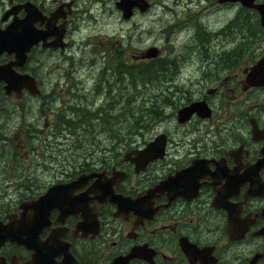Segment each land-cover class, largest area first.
Returning <instances> with one entry per match:
<instances>
[{
  "label": "flooded vegetation",
  "instance_id": "obj_1",
  "mask_svg": "<svg viewBox=\"0 0 264 264\" xmlns=\"http://www.w3.org/2000/svg\"><path fill=\"white\" fill-rule=\"evenodd\" d=\"M120 2L0 0V264H264V0Z\"/></svg>",
  "mask_w": 264,
  "mask_h": 264
},
{
  "label": "trees",
  "instance_id": "obj_2",
  "mask_svg": "<svg viewBox=\"0 0 264 264\" xmlns=\"http://www.w3.org/2000/svg\"><path fill=\"white\" fill-rule=\"evenodd\" d=\"M130 71V76L132 78V80H134V76L135 75V71H133L132 69L129 70ZM143 79L144 81V86H147L149 84L152 85H156V80L158 79V74H157V68L155 65H149L146 67L145 72L143 73ZM142 79V80H143ZM152 103H155L154 101ZM128 106V109L130 110V125H141V124H145L144 122L146 120L149 119H157V108L154 105H151L150 107H145L143 106V104L141 105H137L136 101L131 99L127 102L124 103V105ZM121 106V109L123 110L125 107ZM144 108V109H143ZM108 108L107 107H101L99 109H97V111L95 113L92 112H86V110H84V120H87L86 123L91 125V114L96 115L98 118H100L102 116V113H104L103 116V121H107L109 118V114L107 113ZM139 110H141V113L139 112ZM145 114H147V116L145 117ZM93 119V118H92ZM115 122H117L120 117L116 114L114 116ZM122 119V123H123V118ZM121 123V124H122Z\"/></svg>",
  "mask_w": 264,
  "mask_h": 264
},
{
  "label": "water",
  "instance_id": "obj_3",
  "mask_svg": "<svg viewBox=\"0 0 264 264\" xmlns=\"http://www.w3.org/2000/svg\"><path fill=\"white\" fill-rule=\"evenodd\" d=\"M142 1L143 0H133V2H129L128 0H121V2L119 3V7L124 9V10H126L127 7H130V8H132L134 6L142 7V5L144 3ZM221 2H241L243 4V6H245V7H251L253 5V0H221ZM127 9H129V8H127ZM259 9H260V12L262 15L261 24L264 26V4L262 6H260ZM156 56H157V49L156 48L153 47V48H148L146 50V57L154 58ZM4 88L6 90V93H10L11 90L13 89V86L7 85ZM190 110L191 111L193 110V106L192 107L187 106L185 108L180 109L178 112L179 120L187 119L190 116ZM46 196L42 197V200L48 198ZM103 198L105 199L107 197L103 196ZM10 230L11 229H9V231L4 232V238H3L4 240H6L7 238H10L11 240H16L17 238L21 239L20 235H18V237H15L14 234L12 233V230L11 231ZM115 264H118V261Z\"/></svg>",
  "mask_w": 264,
  "mask_h": 264
},
{
  "label": "rangeland",
  "instance_id": "obj_4",
  "mask_svg": "<svg viewBox=\"0 0 264 264\" xmlns=\"http://www.w3.org/2000/svg\"><path fill=\"white\" fill-rule=\"evenodd\" d=\"M106 22H107L106 21V16L103 15V14L98 18V21L96 22V30L99 31V33H98L97 36H95V39H96L97 44L99 46H106V43L102 44V42L107 41V38H108V36H107L108 27H107V23ZM115 28L118 29L117 26ZM153 30H155V29H153ZM130 35H134V34L130 33ZM155 35H156V33L152 34L151 37H149L147 35L146 38H144V39L147 40V44H149L150 42H157V43L159 42V43H161L163 45V40H160ZM120 39L122 40V38H120ZM113 48H116L117 49L119 47H113ZM148 87H146V86L141 87L142 90H141V88H140V90H139V88H137L136 91L139 94L144 93L146 95H151L153 91L151 90V87H150V89H148ZM135 101H136L137 105L143 104V101L141 99L140 100H135Z\"/></svg>",
  "mask_w": 264,
  "mask_h": 264
},
{
  "label": "bare ground",
  "instance_id": "obj_5",
  "mask_svg": "<svg viewBox=\"0 0 264 264\" xmlns=\"http://www.w3.org/2000/svg\"><path fill=\"white\" fill-rule=\"evenodd\" d=\"M89 20H90V19H89ZM197 27H199L198 24H197ZM197 27H196V28H197ZM194 28H195V27H194ZM197 29H198V28H197ZM205 29H206V28H205ZM194 30H195V29H194ZM195 31H197V30H195ZM199 31H200V29H199ZM200 32H201V31H200ZM200 32H199V33H200ZM201 33H203V31H202ZM196 34H197V33H196ZM209 34H210V33H209ZM211 35H212V34H211ZM206 36H207V35H206ZM206 36H205V37H206ZM208 36H209V35H208ZM208 36H207V37H208ZM198 37H199V34H198ZM196 39H197V37H196ZM205 39H206V38H205ZM211 39H212V38H211ZM197 40H198V39H197ZM208 40H209V39H207V41H208ZM199 42H200V41H199ZM201 42H202V41H201ZM205 42H206V41H205ZM197 43H198V41H197ZM207 43H208V42H207ZM198 44H199V43H198ZM202 45H203V44H202ZM194 46H196V45H194ZM204 47H205V46H204ZM193 48H195V47H193ZM200 48H201V47H200ZM202 50H203V49H202ZM181 62H182V61H181ZM179 64H180V63H179ZM181 64H182V63H181ZM179 68H180V67H179ZM178 73H179V72H178ZM175 75H176V73H175ZM164 78H165V77H164ZM166 79H167V78H166ZM168 80H169V79H168ZM163 81H164V80H163ZM167 82H168V81H167ZM163 83H164V82H163ZM159 99H160V98H159ZM160 100H161V99H160Z\"/></svg>",
  "mask_w": 264,
  "mask_h": 264
}]
</instances>
